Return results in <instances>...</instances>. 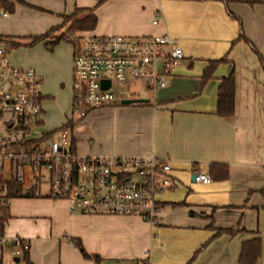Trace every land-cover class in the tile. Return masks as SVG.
<instances>
[{
	"label": "crops",
	"instance_id": "obj_1",
	"mask_svg": "<svg viewBox=\"0 0 264 264\" xmlns=\"http://www.w3.org/2000/svg\"><path fill=\"white\" fill-rule=\"evenodd\" d=\"M41 1L43 10L64 17L94 10L97 24L83 32L87 35L168 33L180 41L189 57L173 66L167 86L155 91L143 86L134 97L139 102L92 110L79 130L85 134L105 113L107 122L112 119L107 141L96 147L81 144V155L163 159L172 167L171 184L156 196V225L139 215L72 212L68 200L43 195L29 196L34 199L25 203L24 213H12L11 206L23 197L9 200L12 217L5 235L28 241L34 264H239L243 244L255 238L261 239L257 264H264V64L255 52L264 57V0ZM3 9L7 16H1L9 18ZM38 17L45 27L32 33L39 35L64 23L62 17ZM5 33L0 32L17 36ZM243 36L251 43L238 40ZM75 49L73 42L69 62L61 66L70 95ZM224 58L204 83L210 62ZM232 72L235 110L221 116L218 91ZM45 86L43 82L42 105L48 118L45 107L55 94ZM72 137L78 152V140ZM196 171L211 181L193 180ZM12 248L0 249V264H23Z\"/></svg>",
	"mask_w": 264,
	"mask_h": 264
},
{
	"label": "built area",
	"instance_id": "obj_2",
	"mask_svg": "<svg viewBox=\"0 0 264 264\" xmlns=\"http://www.w3.org/2000/svg\"><path fill=\"white\" fill-rule=\"evenodd\" d=\"M68 37L76 44L72 117L54 138L57 130L43 129L42 75L34 67L15 65L12 43L0 34V215L7 203L6 183L12 180L30 196L68 200L72 212L139 215L156 225L160 210L156 196L171 184L170 163L156 157L79 155L69 129L92 110L135 99V82L154 91L167 86V74L189 56L168 33ZM194 176L195 181H211L210 175L198 171ZM9 246L15 257L23 248L30 249L21 237L0 236V249Z\"/></svg>",
	"mask_w": 264,
	"mask_h": 264
},
{
	"label": "rangeland",
	"instance_id": "obj_3",
	"mask_svg": "<svg viewBox=\"0 0 264 264\" xmlns=\"http://www.w3.org/2000/svg\"><path fill=\"white\" fill-rule=\"evenodd\" d=\"M27 2L17 3L15 12H10L9 18H5L1 16L2 14H0V32H12L5 34L17 35L16 37L6 36L9 39L16 38V40L20 43V46L12 48L11 52V56L16 59L17 64L24 65L25 67H35V69L37 70H39L38 68H43L45 70L42 73L40 72L44 79V86L46 85L45 87L48 88V90H50L51 92H53L55 94V97H53L48 102V105L47 103L45 104L47 105L45 108L47 109L49 116L47 118L45 117V114L43 115V119L45 121L43 129L57 130L58 134H56L54 138H58L59 131H61L67 125V123L70 121V118L72 117V109L70 107V104L72 101L71 99L73 94L71 93L70 95L68 93L67 85L66 88L63 87L64 84H67V79H63L61 66L63 65V62L66 64L67 62H69L70 49L71 47H73L74 41L72 39L62 40L61 43H54L53 41L64 33L66 37H68L69 34H77V31L75 30L67 32V26L73 25L75 19L84 17L85 15L82 16L79 12L78 14L73 15L74 18L70 20L69 18L67 19V17L59 16L52 10H43L41 8V6H43L41 5V0H27ZM39 13L51 17H62L64 18V23L61 24L60 27H57L54 31H52L51 37L49 39L40 41L37 44L30 46L29 42L32 40L33 37L30 36V34L39 35V33L37 34L32 32H34L35 30H40L42 27H45L44 25H42L44 23V19L38 17ZM63 43H66L67 45ZM50 46H52V50H49ZM24 62L28 64L26 65ZM71 82H73V79ZM143 86H145V83H142L140 81L135 82L133 84V87L136 91L135 96L140 93L138 92V90L143 88ZM43 91L46 92L45 88L43 89ZM106 116L107 115L105 113L99 115L96 121H92V124L89 125L90 128H86L85 134H79V130L82 128V125L86 124L89 121V118H84L80 122L75 123L73 128L69 129V137L71 138L72 135H75L78 140L77 142L79 147V155L82 154L81 144H84L88 147H96L98 146L100 141H107L108 123L112 119L107 122ZM30 187V184L25 185L26 189H30ZM47 190L48 188L44 184L41 187L42 193H47ZM33 199L34 198L32 197H23L19 200L13 201L11 203V206L13 208L12 213L15 214L16 211L24 213L25 211H27V209L25 208V203H27L28 200ZM14 202H18L17 205H19V210H16Z\"/></svg>",
	"mask_w": 264,
	"mask_h": 264
},
{
	"label": "trees",
	"instance_id": "obj_4",
	"mask_svg": "<svg viewBox=\"0 0 264 264\" xmlns=\"http://www.w3.org/2000/svg\"><path fill=\"white\" fill-rule=\"evenodd\" d=\"M102 1L103 0H99V3ZM222 1H226L227 3H229L232 0H222ZM21 2H22L21 0H0V8H4L5 10L9 12H14L16 9V4L21 3ZM77 10L79 11L82 9H77ZM66 17L67 19L69 18L70 20L74 18L73 15L66 16ZM96 24H97V16L94 13V10H89L88 14L85 15L84 17L75 19L74 24L70 25V28L67 29V32H71L75 30L77 31L76 32L77 34L79 32L80 35H87L83 32L93 30ZM54 30L55 28H53L51 31L45 34L33 36L32 40L29 42V45L33 46L34 44H37L40 41L50 38L51 33ZM64 34L56 38L55 42L70 39L69 37H66V35ZM242 39L251 43L249 39H247L245 36L239 37L238 40H242ZM10 42L12 43L13 48L20 46V43L19 41L16 40V38L14 39L10 38ZM255 52L258 55L260 61L264 64V57L259 53L258 50H255ZM222 61H226V58L210 62V66L206 69L204 76H203L204 83H206L210 78H212L216 66ZM235 93H236V79H235L234 72H232L229 76L222 79V83L218 91L217 113L219 115L231 116L234 114ZM6 185L8 189L6 190V194L4 195V198L7 200V203L3 205L2 213L0 215V236L5 234L6 225L12 217L10 213L9 200L15 199V198H21L25 196V191L23 189V186L20 183H17L11 180V181H7ZM218 231L226 232L230 234L235 233V230L233 229H225V230L220 229ZM22 250L23 251H22L21 258H22L23 264H34L30 259L29 250H25L24 248ZM260 256H261V239L255 238V239L248 240L243 244V248H242L240 259H239V264H257Z\"/></svg>",
	"mask_w": 264,
	"mask_h": 264
},
{
	"label": "water",
	"instance_id": "obj_5",
	"mask_svg": "<svg viewBox=\"0 0 264 264\" xmlns=\"http://www.w3.org/2000/svg\"><path fill=\"white\" fill-rule=\"evenodd\" d=\"M105 83H107V82H104V85H105ZM105 86H109V81H108V84H106ZM139 101H141V99H125V100L122 101V104H132V103H136V102H139ZM193 180H195V176L194 175H193ZM25 196L29 197L30 193L27 192L25 194Z\"/></svg>",
	"mask_w": 264,
	"mask_h": 264
}]
</instances>
